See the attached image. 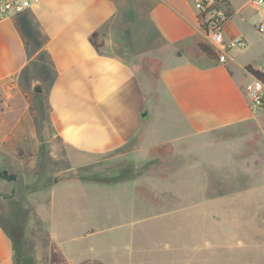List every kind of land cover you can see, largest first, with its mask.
Wrapping results in <instances>:
<instances>
[{"label":"crops","instance_id":"crops-1","mask_svg":"<svg viewBox=\"0 0 264 264\" xmlns=\"http://www.w3.org/2000/svg\"><path fill=\"white\" fill-rule=\"evenodd\" d=\"M195 2L40 0L0 21V165L11 158L48 164L56 151L65 160L73 153L94 158L136 138L141 147L127 153L136 164L154 161L155 150L166 146L201 148V140L228 131L240 130L245 140L264 138V107L250 108L253 77L245 70L263 67L240 62L232 52L225 64L202 52L198 43L207 42ZM228 2L234 15L249 6ZM231 19L225 39L243 38ZM33 79L41 81L43 94L30 91ZM166 114L178 118L169 127L183 132L172 142L154 128V120ZM4 182L0 193L8 194L12 187ZM5 206L0 202L8 213ZM100 232L68 237L49 263L83 264V254L68 246ZM91 255L97 257L88 264L106 262L100 253ZM16 258L8 225L0 219V264H15Z\"/></svg>","mask_w":264,"mask_h":264},{"label":"rangeland","instance_id":"rangeland-1","mask_svg":"<svg viewBox=\"0 0 264 264\" xmlns=\"http://www.w3.org/2000/svg\"><path fill=\"white\" fill-rule=\"evenodd\" d=\"M231 20L247 43L232 55L264 67V33L255 29L264 14L245 5ZM168 121L178 118L166 114L154 128L172 142L183 132ZM243 135L224 132L184 152L166 146L137 164L127 156L141 147L137 138L94 158L65 160L56 151L48 164L7 159L0 171L18 181L3 183L12 189L0 199L8 211L1 207L0 219L14 240L15 264H50L65 239L100 230L68 246L83 264L93 253L106 261L93 264H264V138ZM62 167L69 171L48 175Z\"/></svg>","mask_w":264,"mask_h":264},{"label":"built area","instance_id":"built-area-1","mask_svg":"<svg viewBox=\"0 0 264 264\" xmlns=\"http://www.w3.org/2000/svg\"><path fill=\"white\" fill-rule=\"evenodd\" d=\"M40 0H0V21L21 14L31 9ZM217 0H196L195 7L198 11V24L202 29L204 39L214 52L217 61L227 63L229 54L233 50H243L247 43L243 38L226 40L224 29L231 17H228L222 7H216ZM247 4L257 8L264 14V0H247ZM259 34L264 33V21L255 27ZM264 68V67H263ZM250 108L264 107V84L253 78L247 89Z\"/></svg>","mask_w":264,"mask_h":264},{"label":"trees","instance_id":"trees-1","mask_svg":"<svg viewBox=\"0 0 264 264\" xmlns=\"http://www.w3.org/2000/svg\"><path fill=\"white\" fill-rule=\"evenodd\" d=\"M216 2H217L216 7H222L228 17H231V18L233 17L234 11L231 8V5L229 4L228 0H217ZM94 37H95V34H92V36L90 38V42L97 49L98 46L93 40ZM198 48L202 52H204L208 57L215 58V54L211 50V48L208 46V44L203 43V42H199L198 43ZM245 70L253 78L261 81L264 84V68L255 69L251 65H247V66H245ZM0 180H4V181H7V182H15L16 181V174L10 173V172H7V171H0ZM7 196H8L7 194L0 193V197H7Z\"/></svg>","mask_w":264,"mask_h":264},{"label":"water","instance_id":"water-1","mask_svg":"<svg viewBox=\"0 0 264 264\" xmlns=\"http://www.w3.org/2000/svg\"><path fill=\"white\" fill-rule=\"evenodd\" d=\"M30 91H31L33 94H36V95H41V94H43L44 89H43V86H42L41 81L38 80V79H33V80L31 81V84H30Z\"/></svg>","mask_w":264,"mask_h":264}]
</instances>
